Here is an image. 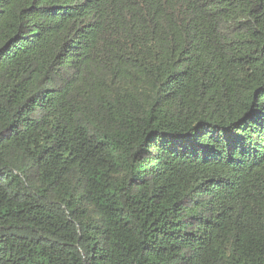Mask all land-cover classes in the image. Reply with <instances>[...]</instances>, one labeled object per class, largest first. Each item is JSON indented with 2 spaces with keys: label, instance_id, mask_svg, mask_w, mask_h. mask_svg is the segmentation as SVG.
Returning a JSON list of instances; mask_svg holds the SVG:
<instances>
[{
  "label": "trees",
  "instance_id": "1",
  "mask_svg": "<svg viewBox=\"0 0 264 264\" xmlns=\"http://www.w3.org/2000/svg\"><path fill=\"white\" fill-rule=\"evenodd\" d=\"M0 264H264V0H0Z\"/></svg>",
  "mask_w": 264,
  "mask_h": 264
}]
</instances>
